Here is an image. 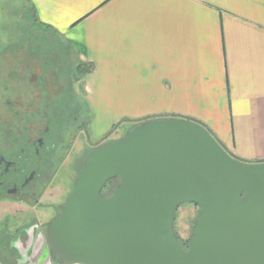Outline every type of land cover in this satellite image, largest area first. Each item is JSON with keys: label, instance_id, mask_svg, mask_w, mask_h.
I'll list each match as a JSON object with an SVG mask.
<instances>
[{"label": "crops", "instance_id": "obj_1", "mask_svg": "<svg viewBox=\"0 0 264 264\" xmlns=\"http://www.w3.org/2000/svg\"><path fill=\"white\" fill-rule=\"evenodd\" d=\"M93 65L75 83L92 111L179 115L238 159L264 161V0H28Z\"/></svg>", "mask_w": 264, "mask_h": 264}, {"label": "water", "instance_id": "obj_2", "mask_svg": "<svg viewBox=\"0 0 264 264\" xmlns=\"http://www.w3.org/2000/svg\"><path fill=\"white\" fill-rule=\"evenodd\" d=\"M207 130L152 118L90 150L49 223L50 251L65 264H264V161L231 156ZM185 202L199 207L186 249L172 228Z\"/></svg>", "mask_w": 264, "mask_h": 264}, {"label": "rangeland", "instance_id": "obj_3", "mask_svg": "<svg viewBox=\"0 0 264 264\" xmlns=\"http://www.w3.org/2000/svg\"><path fill=\"white\" fill-rule=\"evenodd\" d=\"M17 2L18 0H0V92L5 95L0 100V138L2 135L20 134L21 136L25 134L32 139L39 136L47 124L51 128V124L46 122L47 116L46 119L42 118L46 111L42 113L43 115L37 116L32 114L31 110L33 109L31 108H37L45 100L48 103L41 107L44 106L45 109H48V104L51 105V97H57L55 92L66 88L65 77L57 75L58 71H62L61 69L53 70L49 65L42 67L45 62L43 61L44 57L40 55V52L32 51L31 53L30 45L28 46L26 40L24 43H19L20 34L14 27V15L19 13V9L16 7ZM35 32L38 34L37 30ZM71 57H74L73 54ZM70 60L74 62V58ZM73 89L75 96L66 94L64 102H59L67 105V114L70 102H72V106L75 104L78 106L75 105L74 117H65L61 122V126H59L61 131L58 133L59 141L57 140V145L53 150L51 149L52 151L49 150L52 162L47 161L45 172L47 174L44 173V193L40 198L43 203L58 204L65 200V195L72 191L77 173L83 167L84 160L90 150L122 138L132 127L143 123V119H133L126 115L125 111L119 109H97L95 112L86 109L84 100L75 90V84ZM76 99L81 103H75ZM56 100L58 101L57 98ZM9 102L12 104L7 105ZM30 106L32 107L30 108ZM16 111L23 114L31 112V114L28 115L29 118L19 120L18 116H13ZM6 144H9L8 139ZM47 159L49 160V158ZM39 165L41 166L40 163ZM198 213L199 207L189 202L182 203L177 207L172 220V228L173 233L182 242L189 240ZM52 216L50 210L34 205V203H24L14 199L0 200V233L4 229L12 233L16 227L28 225L31 222H37L39 225L42 222L50 221ZM21 238L15 243L18 246L14 244L7 251L3 250L5 242L0 241L1 244L4 243V245H0V264H39V257L45 260L40 264H65L52 252L38 254L35 248L33 250L31 248L22 249L21 246L26 237L23 235ZM38 239H42L47 244V233H40Z\"/></svg>", "mask_w": 264, "mask_h": 264}, {"label": "flooded vegetation", "instance_id": "obj_4", "mask_svg": "<svg viewBox=\"0 0 264 264\" xmlns=\"http://www.w3.org/2000/svg\"><path fill=\"white\" fill-rule=\"evenodd\" d=\"M31 107L32 106H30V108ZM31 109H33L31 110L32 114L37 116L43 115L37 108ZM46 116L47 113L45 112L42 118L45 117L46 119ZM46 122L48 123V120H46ZM47 125L40 132L39 136L33 137L32 139L25 134L21 136L20 134L2 135L0 138V200L6 201L14 199L24 203H34V205L50 210V213L52 212L53 214L50 221L42 222L39 225H37V222H31L28 225H20L16 227L12 233L4 229L0 233V241L5 242L3 250L7 251V249L9 250V248H12L11 246L20 241V239H22L21 237L25 235L26 239L25 242L22 243V249L27 250L31 248L33 250L35 248L38 254L47 253L48 251L51 253L48 243L46 244L42 239L39 240L38 237L42 232L48 235L49 223L56 218L60 212L61 206L65 203L71 191L65 195V200L58 204L51 202L43 203L40 199L44 193L43 178L47 170V161L49 163L52 162L49 150L52 151L56 147L59 138V132L55 134V130L53 131V129L49 128ZM5 139H8L9 144H6ZM1 140H3V143ZM47 158H49V160ZM241 197H244V193L241 194ZM178 239L181 246L186 249L189 240L187 242H182L180 238ZM2 244L4 245V243ZM2 244L0 243V245ZM15 245L18 246L17 244ZM38 260L39 264L45 262L42 257H39ZM16 262L18 263V261Z\"/></svg>", "mask_w": 264, "mask_h": 264}, {"label": "trees", "instance_id": "obj_5", "mask_svg": "<svg viewBox=\"0 0 264 264\" xmlns=\"http://www.w3.org/2000/svg\"><path fill=\"white\" fill-rule=\"evenodd\" d=\"M16 7H18V9H19L18 12L19 13L21 12V14H19V13L16 14L17 13L16 12L15 13L16 15H14L15 16L14 27H16L18 29L19 34H20L19 43L20 42L24 43V40H26L28 42V46L30 45L29 51L31 53H32V51L33 52H40L41 53L40 55L42 57H44L45 60H43V61H45V62H43L44 66L42 65V67L49 65L50 68L53 70L61 69L62 71H58L59 73H57V75L59 77H62V75L65 77L64 84H65L66 88L63 89L62 91L55 92V95H57V97H55V98L51 97V101H50L51 105L48 104V109L47 108L45 109L44 106L41 107L42 105H45L46 103H48V101H45V100L41 103V105H38V107H37L39 112L43 113L44 111H46L47 120H48V123L51 124V129L55 130L56 133L57 132L60 133L61 130L59 129V126H61V122L65 119V117L66 118H69L71 116L74 117L73 111H74L76 104L73 105L74 106L73 107L72 102H70V107L68 106V112L69 113L67 114L66 113L67 105H63L64 103L61 104L59 102H64V96L66 94L69 96H75L73 85L78 80H80L84 75L91 72L93 65L90 63H84V62H80L79 60H77L74 51L71 49V47L64 40H62V38L58 35V33L56 31H54L50 26L45 25L38 20V18L36 16L35 9L32 6V4L30 2H28V0H18ZM34 30L35 31L37 30L38 34H36V32ZM71 54H73L74 57H71ZM72 58H74V62H71L70 59H72ZM64 64H65V66H64ZM0 88H1V86H0ZM3 94L4 93L1 94V92H0V100L2 97L5 96ZM56 98L58 99V101L56 100ZM46 100H49V99H46ZM74 101H75V103H78V104L81 103L77 99ZM11 104L12 103L9 102V104H7V105H11ZM84 104H85V107L87 109L88 107H87L86 103H84ZM76 106H78V105H76ZM29 114H31V112H29V113L26 112L23 114L22 112L18 113L16 111L13 114V116L14 117L18 116L19 120H22L23 118H25V119H27V117L29 118V116H28ZM171 117H179V118L189 119V120H192V121H195V122L202 124L206 128V130L208 129L207 131L210 130L208 127H206V125H204L202 122H200L196 119H192V118H188V117H182L179 115H171ZM152 118H154V117H152V116L146 117L143 119V121L149 120ZM81 126L83 127V125H81ZM112 127H114V126L112 125ZM9 129L12 131H15L12 128H9ZM210 133H212V132L210 131ZM117 183H118V177H115V178L108 180L105 183L104 187L102 188L101 194L102 195L110 194L112 188L115 187L117 185Z\"/></svg>", "mask_w": 264, "mask_h": 264}]
</instances>
